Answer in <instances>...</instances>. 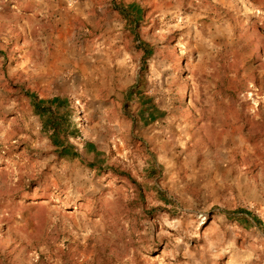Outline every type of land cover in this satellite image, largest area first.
<instances>
[{
  "label": "rangeland",
  "instance_id": "374dc122",
  "mask_svg": "<svg viewBox=\"0 0 264 264\" xmlns=\"http://www.w3.org/2000/svg\"><path fill=\"white\" fill-rule=\"evenodd\" d=\"M0 264H264V0H0Z\"/></svg>",
  "mask_w": 264,
  "mask_h": 264
},
{
  "label": "trees",
  "instance_id": "16d2710c",
  "mask_svg": "<svg viewBox=\"0 0 264 264\" xmlns=\"http://www.w3.org/2000/svg\"><path fill=\"white\" fill-rule=\"evenodd\" d=\"M28 97L30 99V106L27 109L43 121L44 130H51L52 136L63 131L62 124H67V122L62 120V118H58V115H61L59 110L65 107L64 102H61L59 99H54L51 102H45L43 100H39V98L34 94H30ZM54 107L57 108L56 111L54 110ZM53 145L58 147V149L61 148V144L57 142H53ZM62 149L63 155H66L67 149Z\"/></svg>",
  "mask_w": 264,
  "mask_h": 264
}]
</instances>
